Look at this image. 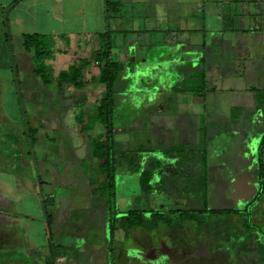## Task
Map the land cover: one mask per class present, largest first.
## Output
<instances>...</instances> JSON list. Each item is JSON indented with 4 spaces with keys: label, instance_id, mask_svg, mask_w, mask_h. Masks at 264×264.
Returning a JSON list of instances; mask_svg holds the SVG:
<instances>
[{
    "label": "rangeland",
    "instance_id": "rangeland-1",
    "mask_svg": "<svg viewBox=\"0 0 264 264\" xmlns=\"http://www.w3.org/2000/svg\"><path fill=\"white\" fill-rule=\"evenodd\" d=\"M45 36L48 53L41 59L48 67L45 77L51 80V87L44 86L42 79H38L41 90L54 91L50 98L47 95L45 100H33L24 90L26 85H31L33 76L18 72L17 84L12 64L9 75L13 76V82H4L1 89L0 264H32L34 261L43 264L40 255L49 253L51 243L54 245V264H91L80 258L79 252L87 253L96 239L104 242L103 264L123 263L130 249L137 245L128 244L126 236L117 229L120 217L116 216L115 210L122 212L133 208L167 214L165 218L168 219L170 233L165 232L167 228L160 224L155 235L166 240L168 248H164L160 255L171 256L172 259L165 264H264V184L261 197L256 202L252 201L256 190L251 189L252 185L255 188L256 184L257 188L259 184L258 159L264 162V149L260 152L264 137V102L260 101L264 100H187L186 96L184 100H177L175 96L172 98L170 89L165 90L167 78L159 70L154 80L144 68L133 80L125 79V74L119 75L114 86L113 161L107 163L113 170L114 186H109L106 173L99 169L101 161L90 155V137L104 139L103 126L97 124L92 131L83 130L100 99L81 100L80 95L86 90L84 87L83 91L75 93L72 100H61L62 90L57 89L56 81L61 71H67L81 61L89 62L83 73L84 79H88V74L92 73L88 71L89 66L95 59L91 61L62 54L60 51L66 41H60L57 48L52 37ZM52 60L54 63H50ZM0 61L3 63L5 58L0 57ZM165 66L161 70L164 71ZM5 74L3 70L0 72V76L6 77ZM187 114L189 117L184 119L182 116ZM50 115H57V120L42 124L39 131L38 119ZM61 115L66 116L63 126L69 128L66 137L60 133ZM193 126L199 135L202 130L204 132L203 143L193 153L194 164L192 160L184 162L183 154L175 149L180 148L183 142L191 143L183 133L189 136ZM43 128L46 131L43 132ZM214 133L219 134L211 143L215 177L222 174V165L233 158L236 148L241 147L245 140H250L251 154L257 158L254 170L246 173L242 170L241 176L235 179L236 185L239 183L233 189L235 194L232 193L229 199H220L224 206H229L226 208H231L227 211L228 216L208 209V206L218 204L217 198L213 200L214 195H208V206L203 202L206 183L204 148L214 138ZM195 140H198L197 135ZM70 147L78 148L75 153L78 159ZM222 150H225L224 154L220 153ZM82 159L83 164L78 162ZM144 169L149 171L154 186L141 197L138 173L146 171ZM90 193L94 196L92 199L89 198ZM102 193L105 195L102 206L99 205L104 220L101 232L93 214L88 217L91 222L86 223V212L92 213L95 208L93 202ZM86 200L89 202L86 205L88 211L81 210L79 214L85 218L82 224L74 221L70 228L64 226L65 214L79 209V204L85 205ZM63 202L69 208L60 206ZM193 207L198 208L196 221L186 218L188 222H182L183 219L178 217V213L183 212L181 208ZM53 214L59 217L60 226L48 229L47 218ZM144 217L150 219L148 213ZM147 231L137 229L132 234L137 241L143 242L145 234H154L156 230ZM182 235L188 237L183 239ZM169 238H174L173 244ZM71 241L76 246L80 245L82 250L57 246H70ZM130 258L134 260V257ZM101 262L100 253L99 264Z\"/></svg>",
    "mask_w": 264,
    "mask_h": 264
},
{
    "label": "crops",
    "instance_id": "crops-1",
    "mask_svg": "<svg viewBox=\"0 0 264 264\" xmlns=\"http://www.w3.org/2000/svg\"><path fill=\"white\" fill-rule=\"evenodd\" d=\"M28 34L49 35L56 47L60 41H66V44L62 45V50H59L60 53L91 61L95 59L96 52L103 49V36H106L112 42L110 58L125 66L121 76L125 74V79L133 80L144 68L154 80L157 79L156 74L159 70L165 73L167 78L165 90L170 89L172 98L175 96L177 100H184V96L187 100H264V0H0V52L1 54L5 52L3 55L0 54V57L5 58L3 63L0 61V72L3 70L6 73V77L0 76V96L3 94L1 92L5 85L3 83L13 82V76L9 75L11 64L15 67L14 81L17 84L18 72L33 76L31 55L25 52L22 40V37ZM94 65H97L96 61L89 66L88 71L92 73L88 74L89 81L84 86L86 90L80 95L81 100H97L102 97L104 86L97 81L99 68H95ZM162 65H166L164 71L161 70L164 68ZM40 83V80L33 76L31 85L24 87L33 100H45L47 95L50 98L51 93H54L53 90L52 92L41 90ZM57 89L62 90L61 100H72L79 91L69 85H62ZM56 116L38 119L39 131V126L57 120ZM65 117L60 116L59 125L62 128L60 133L66 137L69 128L63 126ZM182 117L186 119L189 114ZM2 119L5 120V116H2ZM228 124L229 122L226 123ZM49 129L51 130V127ZM182 130L184 131L183 128ZM42 131L46 129L43 128ZM183 135L191 143L183 142L181 146L190 150L198 145L199 134L195 126L192 127L189 136L186 132ZM213 135L211 143L219 134ZM212 145L210 144L208 149L210 168L215 164L212 160ZM251 146L250 140H245L241 147L236 148L233 158L222 165L223 169L227 168L225 176L233 179L231 194H235L233 191L235 179L241 176V171L246 173L255 169L257 158L251 154ZM69 150L78 159L75 156L78 148L70 147ZM224 152L225 150H222L220 153ZM83 160L77 161L83 164ZM191 160L195 162L194 157ZM60 180L58 178L57 181ZM89 182L92 183L90 179ZM207 185L205 198L210 195V186ZM238 185L239 183L236 187ZM254 186L255 188L252 185L251 189H255L256 194L258 183L257 188L256 184ZM104 195L102 193L95 198L92 213L86 212V223L91 222L88 217L93 214V217H96L95 224L101 232L104 220L103 210L99 208L103 204ZM93 197L90 193L89 198ZM88 203L86 200L85 205L79 204L81 205L79 209L67 212L63 225L70 228L76 221L81 225L85 218L79 217V214L82 213L81 210L88 211L86 207ZM113 203L115 210V202ZM60 206L69 208L64 202ZM133 210L145 211L133 208L122 212L115 210V214L121 218ZM48 220L51 226L55 228L60 226L58 216L53 214L48 216ZM117 229L126 236L128 244L135 243L133 239L135 236L132 233L136 229L128 231L120 227ZM50 245L49 253L40 255L44 260L43 264L47 262V256L53 254L54 245L52 243ZM103 245V240L96 239L88 247L87 253L79 252L80 258H84L87 263L99 264L101 253L100 264H103ZM57 246L81 249L80 245L76 246L72 241L70 246L60 244ZM132 255L133 248L127 254L125 264H131ZM32 264L37 263L34 261Z\"/></svg>",
    "mask_w": 264,
    "mask_h": 264
},
{
    "label": "trees",
    "instance_id": "trees-1",
    "mask_svg": "<svg viewBox=\"0 0 264 264\" xmlns=\"http://www.w3.org/2000/svg\"><path fill=\"white\" fill-rule=\"evenodd\" d=\"M104 37V47L102 50L96 52L95 61L97 62V66L99 68V76L97 77L98 83L104 86V94L100 98L98 106L96 108L95 113L88 117V122L83 126L84 131H92L97 124H101L104 129V139L101 138H93L90 137L91 142V152L90 155L94 160L101 161L99 165V169L102 173H106V183L109 186H114V175L113 170L109 169L108 162H112V144L113 140V115H114V105H115V83L118 76L124 70L125 66L117 61H114L110 58V49H111V40ZM23 40V48L25 52L31 55V59L33 60L34 67L32 70V74L34 77L41 78L43 85L48 87L51 85V80L45 77V73L47 71V66L43 63L41 59L48 52H46V36L44 35H34L28 34L22 37ZM88 61H81L79 64L71 66L67 71H61L57 76V86L61 88L62 85H69L76 90H81L88 83V79H84V71L88 66ZM259 90L256 91V95H259ZM258 101V100H256ZM264 102V101H260ZM200 144L203 143L204 132L200 133ZM176 152L185 153L186 148L180 146V148H175ZM264 149V137L261 139L260 152ZM185 150V152H183ZM185 154L182 155V157ZM258 166L260 168L259 171V191L256 194V199L259 198L264 180H263V165L264 162L258 159ZM105 161V162H104ZM104 162V163H103ZM111 165V164H110ZM151 177L149 175V171H142L139 178L140 190L143 193H147L152 189V185L150 184ZM120 225L119 227L125 231L133 230L138 227L145 226L146 222L143 216V212L139 210H133L128 212L125 216H122L117 221ZM51 222L47 218V228L51 226ZM157 223V222H156ZM47 263L54 264L55 254L50 253L48 256Z\"/></svg>",
    "mask_w": 264,
    "mask_h": 264
},
{
    "label": "flooded vegetation",
    "instance_id": "flooded-vegetation-1",
    "mask_svg": "<svg viewBox=\"0 0 264 264\" xmlns=\"http://www.w3.org/2000/svg\"><path fill=\"white\" fill-rule=\"evenodd\" d=\"M199 142H200V140H199ZM199 142H198V145H200ZM211 142H212V140L204 148V159H205L204 162H205V173H206L205 186H208L207 184H209L210 189L212 191V194L210 193V195H214L213 200L215 198H217L218 204L214 203L215 204L214 207H212V206L209 207L207 204V198H210V197L205 198V196H204L203 202H204V205L208 206L209 210H214V211H216V213H221L222 215L228 216L227 211H228V209L230 210L231 208H226L229 206H224L225 203H221L219 201H220V199H221V201H223L227 197H228L227 199L231 198L232 194L230 192V188L234 185L233 179H231L230 176L229 177L225 176L227 173V168H224V169L222 168L223 169L222 174H219L216 177L213 175V170H214L213 168L214 167L210 168V166L208 164V149L210 148ZM196 147L193 149H190V150L186 149V152L182 153V154H185L182 157V159H184V162H187V161L190 162L188 158H190V160H191V158L194 157V159H195V155L193 153L195 151L199 150V148H197V150H196ZM201 154H203V153H201ZM192 163L194 164L195 162H192ZM144 170H146V169H144ZM140 174H141V172L138 173L139 178H140ZM151 181H153L152 178H151L150 182ZM151 185H152V187L154 186L153 184H151ZM259 189L260 188H259V184H258L257 193H258ZM215 190H217L216 193H215ZM204 192H205V188H204ZM144 194L145 193H143L141 191V196ZM256 194L252 198V201H254V202H256L260 199V198L256 199ZM184 197L187 198V196H184ZM259 197H261V194ZM228 201H227V203H228ZM219 203H221V205ZM220 207H223V208H220ZM181 209H183V212H179L178 217L183 219L182 222L187 223L188 220L186 218H190L189 221H196V218L198 217V215H197L198 208L193 207L190 209H185V208H181ZM169 211L170 210H168V213H169ZM186 211H188V212H186ZM143 213H144V215H146L148 213L150 215V219L148 220L144 217L145 222H146L145 226L138 227V228H136V230L137 229H142V230H146V231L149 230L147 232H151L153 230H156V231L154 234H150V235L145 234L146 236H145V240L143 242L137 241L136 237L133 238L134 242H135L134 244L137 245V247L136 246L133 247V254L134 255H132L131 257H134L133 258L134 260L133 261L131 260L132 261L131 264H165V263H168L167 260L169 259L171 261V259H172L171 256L160 255V253L162 251L164 253V250H163L164 248H168L167 244H166V240L164 238H159V236H157V237L155 236L158 234V228H159L160 224H163L165 226V228H167V230H165V232L167 231V233H170V231L168 230V227H167V226H169V222H168V219L165 218V216L167 214H164V212H162V211H153V210H145V211H143ZM150 225L153 227L149 228ZM185 225L186 224H184V226ZM183 234H185V232ZM187 237H188L187 235H182L183 239H186ZM157 238H159V239L154 241V239H157ZM173 240H174V238H169L168 241H171V243L173 244V242H174ZM156 250H159V251H156ZM125 262H126V259H125ZM125 262L123 261V263H119V264H125ZM114 264H117V263H114Z\"/></svg>",
    "mask_w": 264,
    "mask_h": 264
}]
</instances>
